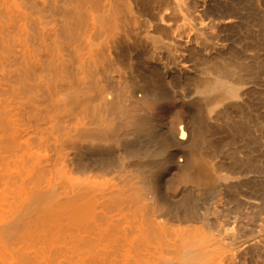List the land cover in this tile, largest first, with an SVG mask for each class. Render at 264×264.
I'll use <instances>...</instances> for the list:
<instances>
[{
  "label": "bare ground",
  "instance_id": "6f19581e",
  "mask_svg": "<svg viewBox=\"0 0 264 264\" xmlns=\"http://www.w3.org/2000/svg\"><path fill=\"white\" fill-rule=\"evenodd\" d=\"M257 179L264 0H0V264H249Z\"/></svg>",
  "mask_w": 264,
  "mask_h": 264
},
{
  "label": "rangeland",
  "instance_id": "374dc122",
  "mask_svg": "<svg viewBox=\"0 0 264 264\" xmlns=\"http://www.w3.org/2000/svg\"><path fill=\"white\" fill-rule=\"evenodd\" d=\"M253 164H252V167H253L252 170L253 169H254V171L261 170L262 165H260L258 162L253 163ZM250 175H254V174L250 173ZM250 182H249V189H250L249 191H255L256 189H258L260 187H264V180H262V179L251 180ZM252 201H253V203H252ZM258 233H260L264 236V196H262L260 199H253V200H251V202H249V240L252 237L254 238V240L256 238H258V239L261 238L262 236L260 237V234H258ZM255 236H256V238H255ZM253 238L249 241V243H250L249 244V248H250L249 249V251H250L249 252V264H264V257L263 258L260 257L261 254L264 252V246L262 244L259 245V247L262 246L261 247L262 249L257 248V250L255 248H253V247H255L254 246L255 242H254ZM258 239H257V242L260 240V239L259 240ZM252 242H253V245H252ZM251 248L256 250V253ZM251 250H253V251H251ZM258 251L259 252L262 251V253L259 254V253H257ZM254 254H255V256H254ZM257 257H260L259 260H261V261H259L257 259ZM253 259H255L256 261H254Z\"/></svg>",
  "mask_w": 264,
  "mask_h": 264
}]
</instances>
